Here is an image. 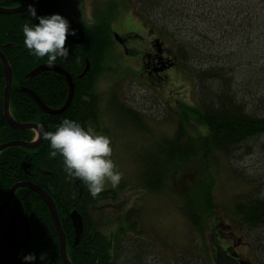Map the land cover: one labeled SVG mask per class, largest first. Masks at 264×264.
<instances>
[{"label":"trees","instance_id":"obj_1","mask_svg":"<svg viewBox=\"0 0 264 264\" xmlns=\"http://www.w3.org/2000/svg\"><path fill=\"white\" fill-rule=\"evenodd\" d=\"M28 1L0 0V7L16 8ZM67 4V0L44 1L35 7L36 17L27 11L0 13V50L8 58L13 73L10 95L12 116L20 123L43 125L46 131H55L64 118L73 119L85 128L90 127L93 121L94 125L99 122L100 99L94 87L102 73L111 70V67L106 66L105 59L116 42L109 16H102L96 23L89 24L79 18L75 11L66 10ZM224 4L225 12L198 13L196 16L206 22L210 17L208 15H216V22L225 16L227 29H203L188 36L177 34L173 37L168 30L165 32L167 28L161 22L157 23L165 43L167 39L173 42V52L178 63L186 67L196 80L200 96L196 106L185 102L184 105L177 104L178 126L171 137L161 136L160 141L156 142V148L150 152H133L135 158H138V179L150 192L167 191L166 181L170 170L174 169L177 174L184 162L195 163L197 172L206 176L197 185L200 190L196 186L197 192L185 186L184 193H178L183 201L180 209L190 221L191 227L200 231L201 237L197 246L190 247L184 256V264H217L211 258V253H215V246L221 240L222 228L228 226L246 228L249 244L256 249L258 264L264 256V195L260 188V191L251 192L247 197L243 196V199L223 204L216 202L212 187L215 156L236 159L242 150L249 151L247 141L257 140L264 135V0H224ZM55 13L64 16L69 25L70 19L81 21L80 27H83L86 35L81 45L70 43L66 37L65 46L69 47L70 54L67 58L58 57L53 63L62 66L73 76L75 91L69 108L61 114L51 115L40 108L27 90L34 91L50 108H61L69 98L70 88L66 77L52 69L29 75L41 64L48 62L47 56L36 57L25 47L22 27L25 23H38L40 16ZM140 13L147 16L151 11L141 7ZM170 13L167 11L165 14L173 18L171 14L174 13ZM200 43L203 45L200 46ZM87 63L90 68L83 74ZM132 72L136 73L134 70ZM6 83L5 67L0 58V145L11 141L32 142L36 130H20L6 119ZM86 95L91 96L90 99ZM115 104L112 98L111 108L127 122L141 129L138 126L141 119L139 113L128 106L117 107ZM42 141L33 149L11 146L1 151L0 203L3 204L9 197L14 184L27 181L38 185L52 196L57 205L72 264H118L121 242L133 233L140 235L142 230L139 222L132 218L126 226L116 231L99 224L91 212L92 207H104L99 203L117 199L118 192L102 190L93 197L79 179L66 173L63 158L59 154L56 157L49 155V142L44 139ZM188 173L177 175V181H182ZM14 195L10 207L0 210V264H25L22 257L28 253L36 254L34 264H65L61 256V238L50 208L42 196L25 186L17 189ZM14 205L19 206L32 227L31 239L24 248H12L3 236L11 222ZM229 207L231 211L227 214ZM74 210L82 215L84 224L78 241L71 217ZM128 212L126 220L135 214L132 210ZM15 227L10 238L14 242H21L25 236V227L20 218ZM135 245L134 248L130 245L132 251L128 249L130 263L144 264V247ZM41 253L47 254L46 260L39 259ZM251 260L254 263L255 260Z\"/></svg>","mask_w":264,"mask_h":264},{"label":"rangeland","instance_id":"obj_2","mask_svg":"<svg viewBox=\"0 0 264 264\" xmlns=\"http://www.w3.org/2000/svg\"><path fill=\"white\" fill-rule=\"evenodd\" d=\"M135 1L138 0H133V3ZM112 3L118 9L115 12L110 8ZM69 4L71 5V0ZM131 5L132 0H84L77 3L75 5L77 8L72 10L78 12L79 16L89 24L96 23L102 16H109L112 29L127 41L128 49L143 52L146 50L145 42L140 37L129 34L125 26L117 20L126 11L134 18L131 10L127 8ZM142 7L151 11L144 16L149 24L157 29V23L161 22L164 28H167L165 32L168 30L173 37L177 34H179L177 36H188L203 29L220 30L224 27L227 29L225 16L220 22H216V15H208L210 16L206 19L208 22L201 18L197 19L196 16L198 13L225 12L224 0H156L154 2L145 0ZM138 11L140 12V9L135 12ZM167 11L168 14L174 13H170L173 18L167 17L168 14H165ZM164 37L167 39L166 36ZM165 44L168 49L175 50L171 40L167 39ZM201 44L200 46L203 45ZM108 52L105 63L107 67H111L112 71L102 73L94 87L102 106L100 122H104L99 126L101 129L98 133L110 138L113 148L112 159L122 172V179L117 187L113 188L110 183H107L104 188V190L117 191L119 198L102 201L99 204L104 207H92L91 212L99 224L107 225V229L113 231L126 226L132 218L139 222L142 232L140 235L133 233L132 238L127 236L121 242V248L118 250V264H132L128 249L130 245L134 248L135 244V246L144 247L142 253L144 264H184V256L188 254L190 247L197 246L201 237L200 231L191 227L190 221L180 209L183 201L178 193H184L185 186L187 189H196L197 192L198 188L200 190L197 185H200L201 178L206 176L201 175L200 171L197 172L195 163L184 162L183 168H179L177 174L174 169L170 170L166 181L167 191L150 192L138 179V158H135L133 152L140 150L150 152L156 148V142L160 141L161 136L171 137L175 133L179 118L176 113L177 104L184 105V102L195 106L198 104L200 94L197 91L196 80L186 67L178 63L177 69L167 73L166 79L153 84L147 76L138 72L137 61L140 53L127 55L117 42L113 43L112 49ZM132 69L136 73L131 74ZM112 98L117 107L128 106L141 115L140 124L138 123L141 129L127 122L111 108ZM38 137L37 131L34 140ZM246 144L250 146L249 151L242 150L236 159L217 156L213 159L215 164L212 167V174L215 177L212 180V187L218 203L224 204L236 201L238 198L243 199V196L247 197L259 188L264 195V135L257 140H249ZM189 170L190 173H188ZM183 173L188 175L184 176L182 181H177L179 179L177 175H183ZM248 180L251 182L248 183ZM129 210L134 211L135 214L126 220ZM230 211L229 207L227 214H230ZM222 229L221 240L215 246V253H211L212 259L216 260V255L222 251L221 247L233 244L234 247L239 246L237 250L241 258L249 260L251 264H258L256 249L254 245L249 244L250 239L246 236V228L228 226ZM133 248L130 250L132 251ZM131 253L134 254V252ZM251 259L255 260L254 263ZM260 264H264V256Z\"/></svg>","mask_w":264,"mask_h":264},{"label":"clouds","instance_id":"obj_3","mask_svg":"<svg viewBox=\"0 0 264 264\" xmlns=\"http://www.w3.org/2000/svg\"><path fill=\"white\" fill-rule=\"evenodd\" d=\"M26 11L37 16L34 5L28 4ZM25 47L36 57L47 56L52 65L58 57L67 58L69 47L65 46L68 34L75 35L70 29L68 20L59 13L40 16L39 22L22 27ZM43 139L49 142L51 157L58 154L63 158L66 173L79 179L95 197L104 190L107 183L117 187L122 179V172L112 159L113 148L108 136L98 133L95 129L83 127L79 122L64 118L55 131H46L41 125ZM46 253L39 259L46 260ZM25 264H34L35 253L22 257Z\"/></svg>","mask_w":264,"mask_h":264},{"label":"water","instance_id":"obj_4","mask_svg":"<svg viewBox=\"0 0 264 264\" xmlns=\"http://www.w3.org/2000/svg\"><path fill=\"white\" fill-rule=\"evenodd\" d=\"M47 0H31L28 3H26L25 5H21V6H16V8H8V7H0V13L2 14H16L19 12H24L27 9L28 4H32L35 7ZM81 32V37L79 39H75L71 34L67 35V38L71 41H74L75 43H81L83 42V40L85 39V32L83 30L80 31ZM115 38L117 41H119L121 44H124L125 41L124 39L121 37V35L119 33H115ZM127 51V49H126ZM128 52V51H127ZM0 58L3 62V65L5 67V73H6V78H7V83H6V92H5V105H4V110H5V116L7 121H9V123H11L14 127L18 128V129H35L38 131L39 133V137L37 140H34L32 142H27V141H11V143H5V144H1L0 145V154L1 151L9 148L11 146H24L26 148H30L33 149L37 146H39L43 141V135L41 132V126L37 123H20L17 120L14 119V117L12 116L11 110H10V95H11V84L13 81L12 78V67H10L8 58L5 57L4 53L0 50ZM87 67L85 68V70L83 71V74H85L89 68H90V64L87 63ZM55 70L56 72H58L59 74H62L63 76H65L67 78V82H68V86L70 88L69 90V98L68 100L64 103V105L61 108H50L49 106H47L43 99L40 98L34 91L32 90H27L28 92H30L33 97L37 100L39 106L41 109H43L46 113L48 114H61L63 113V111H65L67 108H69L70 104L72 103L73 100V94L75 91V86H74V82H73V76H71L62 66L56 65V64H41L40 67L36 68L35 70H33L29 75H35L40 73V71L43 70ZM163 67L159 68V71H163ZM82 74V75H83ZM29 187L32 190H35L38 192V194H40L43 198V200L45 201V203L49 206L50 208V212L51 215L53 217L54 220V224L57 227V231L59 233V236L61 238L60 241V247H61V256L64 259L65 264H72L70 257H68V252H67V246H66V236L64 235V231H63V227L61 225L60 222V217L58 215V211H57V205L54 203V200L52 198V196L50 194L47 193L46 190H43L42 188H40L38 185L36 184H32L31 182H27V181H23L22 183H17L14 184L13 188L11 189L10 193H9V197L6 199V201L3 202V204H0V210L6 209L8 207H10V205L13 203V199H14V194L16 192L17 189L19 188H23V187ZM14 210L12 212V219L11 222L9 224V226L7 227V229L4 231V238H6L8 244L16 249V248H24L26 246V244H28V242L31 239V234H32V227L30 226L29 220L27 218V216L24 215V213L22 212V210L19 208V206L14 205ZM71 217H72V224L75 227V232L77 235V241L79 239L80 233L83 231L84 229V224H83V217L82 215L74 210L71 212ZM18 218H20L22 220L23 226L25 227V236L24 239L21 242H17V241H13L12 238H10V235L15 231V226L17 223ZM239 254L234 251L230 254H228L226 251H219V253L216 255V261L218 262V264H251V262L249 260L243 259V258H239L238 257Z\"/></svg>","mask_w":264,"mask_h":264},{"label":"flooded vegetation","instance_id":"obj_5","mask_svg":"<svg viewBox=\"0 0 264 264\" xmlns=\"http://www.w3.org/2000/svg\"><path fill=\"white\" fill-rule=\"evenodd\" d=\"M68 4H69V0ZM81 1L84 0H71V5L67 4V8L66 10L69 9H74L77 8L75 5H77V3H80ZM145 0H138L135 1L133 3L132 0V5L127 7L128 10L130 9L132 12L131 15L134 17L132 18L129 14V12H123L119 17H118V21H120L119 23H121L122 25L125 26L126 30L128 31L129 34H132L134 37H140L141 40H143L145 42L146 45V50L142 51H137L135 50H130L128 49V43L127 41L124 39L125 43L121 44L119 41L115 40L117 43H119V45L121 46L123 52L125 51L127 55L130 54H138L139 58H138V72L141 75H145L147 76V78L151 79V82L153 84H158V81H162L164 80V78L166 79L167 73H171L172 70H176L177 65H178V60L174 55L173 50L168 49V47H166L165 41L164 39H162L161 35H160V31L158 29H156V27L154 28L151 24L148 23V20L138 11L137 13L135 12L137 9H141L142 4L144 3ZM110 8L112 9L113 12L117 11V7L112 3L110 4ZM125 9V8H124ZM134 9V11H133ZM111 11V10H110ZM76 14L78 15V17L80 18L78 12H76ZM118 14V13H117ZM116 14V16H117ZM147 15V14H146ZM82 25L81 21L80 22H76L70 19V29L75 30V35H72L75 39H79L81 37V30L84 31L83 27H80ZM112 31L114 32V37H115V31L114 29H112ZM85 32V31H84ZM144 32V33H142ZM86 35V32H85ZM131 35V36H132ZM68 39V38H67ZM116 39V38H115ZM68 41L71 43H74L76 45H81V43H75L74 41H70L68 39ZM84 41V40H83ZM127 49V51H126ZM163 67V71H159V68ZM144 71V72H143ZM67 80V78H66ZM97 95V94H96ZM88 99H90L91 96L86 95ZM99 96V95H98ZM99 106H100V113H102V106H101V102L99 101ZM102 115V114H101ZM99 122L96 123V125H94V121L93 123H91L89 126L91 128H98L100 131V125H102L103 123L100 122L101 117L99 116ZM94 128V129H95ZM97 131V132H98ZM238 247H234L233 244H229L226 245L224 247H221L222 250H225L228 254L236 251L238 254ZM218 252V251H217ZM241 259V255L239 254L238 256Z\"/></svg>","mask_w":264,"mask_h":264},{"label":"bare ground","instance_id":"obj_6","mask_svg":"<svg viewBox=\"0 0 264 264\" xmlns=\"http://www.w3.org/2000/svg\"><path fill=\"white\" fill-rule=\"evenodd\" d=\"M30 1H31V0H30ZM28 2H29V1H28ZM28 2H27V3H28Z\"/></svg>","mask_w":264,"mask_h":264}]
</instances>
